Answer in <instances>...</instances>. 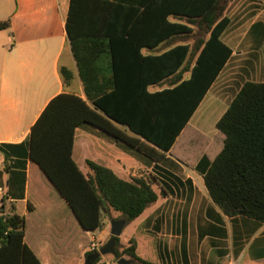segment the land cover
<instances>
[{
    "label": "trees",
    "instance_id": "1",
    "mask_svg": "<svg viewBox=\"0 0 264 264\" xmlns=\"http://www.w3.org/2000/svg\"><path fill=\"white\" fill-rule=\"evenodd\" d=\"M232 1L70 0L66 30L87 100L66 93L56 96L29 137V157L41 179L39 192L43 198L46 192L52 194L48 229L64 231L69 243L79 232L88 245L86 232L101 230L111 210L129 224L155 204L153 184H159L162 196L169 195L168 185L156 177L127 181L92 161H87L86 177L73 159L75 132L81 127L98 129L154 162L170 153L203 175L210 198L225 216L264 224V83L246 82L231 101L216 125L215 138L221 141L217 153H201L199 141L209 139L189 125L233 56L223 41ZM9 26V21L1 22L0 31ZM198 26L208 37L195 45L181 42L161 54H143L144 49L189 38ZM186 72L190 76L184 79ZM61 75L65 81L70 77L66 69ZM168 79L174 80L170 87L149 91ZM28 225L25 217L6 213L4 204L0 208V264H42L26 242ZM115 240L113 261L128 256L131 264H154L138 256L135 239L121 252L120 239Z\"/></svg>",
    "mask_w": 264,
    "mask_h": 264
},
{
    "label": "crops",
    "instance_id": "2",
    "mask_svg": "<svg viewBox=\"0 0 264 264\" xmlns=\"http://www.w3.org/2000/svg\"><path fill=\"white\" fill-rule=\"evenodd\" d=\"M237 4L243 12L251 8L247 0H239ZM69 10L70 0H0V23H10L8 29L0 31V208L4 204L6 213H16L26 218L29 224L26 242L42 264H84L90 251V245L86 244L84 235L80 237L79 232L77 238L70 239L69 243L62 235L64 231L47 228L52 225L53 219L52 194L46 192L43 198L39 192L40 174L29 157L31 129L53 98L66 93L87 100L66 30ZM263 14L264 2L261 7L245 12L238 20L246 22L252 19L251 25H258L254 35L258 45L264 42ZM228 16L232 23V17ZM179 39L166 42L153 51L144 49L143 54H161L181 43L177 42ZM229 62L189 125L211 94L209 99H214L216 105L225 99L229 76H223ZM261 63L264 64V59ZM61 69L69 71L67 81L61 75ZM189 76L190 73L187 76L184 74L183 78ZM173 82L168 79L160 85L149 87V91L162 90ZM226 110H223L215 125ZM129 135L137 137L132 133ZM165 155L162 161L154 162L142 153L117 144L98 129L81 127L75 132L73 159L86 177L90 173L87 161L103 165L127 181L132 178L145 179L141 171L147 165L158 168L162 174L151 178L156 177L168 185V196H162L159 184H153L159 186L158 191L152 185L158 196L157 202L138 219L126 224L119 239L128 228L127 242L135 239L139 252L143 243L137 232L145 231L141 238L145 241L144 245H149V238L152 237L148 233L157 226L162 236L158 247L163 249L164 254L166 250H172V240L162 233L169 230L180 232L182 237L184 235L179 242L176 239L172 242L174 250L181 249L183 264H230L232 261L235 264H264V224L243 216H225L210 198L203 175L196 168L179 162L170 153ZM113 213L120 218L112 216ZM117 219L122 220L121 214L111 210L103 219V228L86 232L85 236L91 243L97 242L102 247L111 237V222ZM219 248L222 249L220 254L216 253ZM138 256L144 259L140 253ZM101 261L105 263L113 259L102 258Z\"/></svg>",
    "mask_w": 264,
    "mask_h": 264
},
{
    "label": "rangeland",
    "instance_id": "3",
    "mask_svg": "<svg viewBox=\"0 0 264 264\" xmlns=\"http://www.w3.org/2000/svg\"><path fill=\"white\" fill-rule=\"evenodd\" d=\"M234 1V0H233ZM232 1V2H233ZM238 1L236 0L234 4L229 7L227 14L230 15L233 19V22L230 24L228 29L226 30L225 34L223 35V41L228 44L231 48L234 50V55L232 59L230 60L227 68L225 69V73L223 77H228L227 85L225 89V99L220 100L219 104H215V100H210L209 96L208 99L204 101L202 104L200 110L196 114L194 118V122L190 124V126L197 131L204 134L209 141H199L202 144L201 153H204L205 151L210 154L217 153L218 149L221 146V141L219 139L215 138V135L218 134V130L215 125V121L223 114L228 107L227 105L234 99V97L237 95L241 87L246 82H262L264 81V74H263V68L264 64L261 63V61L264 59V42L261 45H258L256 43L255 39V33L258 29V25L252 26L251 20L246 22H238L240 17L245 13L248 12L250 9L253 10L255 7H261V4L264 2V0H247V3L250 4L251 8H246L243 12L242 8H238ZM254 14V12H252ZM251 13V15H252ZM264 15V14H263ZM251 27V29H250ZM250 32V33H249ZM208 37V32L205 28H201L198 26L196 28V32L191 35L189 38L183 39L180 38L177 42H189L192 45H195L197 40H204ZM196 54L190 56L187 67L190 69L191 65L195 62ZM261 67V68H260ZM189 72L185 73L187 76ZM169 85V82L168 84ZM224 110V111H223ZM191 128V129H192ZM193 131V130H191ZM190 130L187 132L191 133ZM187 132L186 135L187 136ZM184 135L181 137L183 140ZM190 136V135H189ZM192 136V134H191ZM160 170L158 168H153L152 166L149 167L145 165V170L141 171L143 172L145 179H149L154 175H162L159 172ZM181 175V174H180ZM133 179V178H132ZM154 189L156 191L159 190L158 185H153ZM116 215V218H120L118 214H112V216ZM199 219H201V216H197ZM116 220V219H114ZM118 220V219H117ZM159 227L155 226L153 228V231H149V236L152 238H149L151 242L149 245H144V242L142 240V235H145V231H138L137 235L141 239L143 246L140 248V251L137 253L146 260H151L154 262V264H183L184 258L181 253V249H175L173 248L174 242L173 240L176 239L178 242L182 239H184V235L182 237V234L180 232L176 233L175 231H167L162 234H167V239H171V247L172 249L170 252L166 250V253L164 254L163 249L160 250L158 247L159 239H161L159 235ZM127 231L122 235L120 238V245L118 247V250L121 252L124 248L128 246L127 242ZM171 236V237H170ZM178 236V238H176ZM90 241V240H89ZM89 245H91V241L89 242ZM204 249H199V251H203ZM163 251V252H162ZM222 251L221 248L218 249L216 253L220 254ZM146 252V253H145ZM161 252L163 254H161ZM106 260L113 259V256H105L102 257ZM125 259H130L128 256H124ZM103 262L100 261V264ZM140 264V263H135Z\"/></svg>",
    "mask_w": 264,
    "mask_h": 264
},
{
    "label": "water",
    "instance_id": "4",
    "mask_svg": "<svg viewBox=\"0 0 264 264\" xmlns=\"http://www.w3.org/2000/svg\"><path fill=\"white\" fill-rule=\"evenodd\" d=\"M126 224L127 221L125 219L112 221L111 236L113 237V239L109 240L105 245H103L99 251L88 256L85 259L84 264H95L96 261H98L101 257H105V256L115 257L117 254L115 238H119L121 236L122 231L125 228ZM117 262L118 264H131V261L125 258H121Z\"/></svg>",
    "mask_w": 264,
    "mask_h": 264
},
{
    "label": "built area",
    "instance_id": "5",
    "mask_svg": "<svg viewBox=\"0 0 264 264\" xmlns=\"http://www.w3.org/2000/svg\"><path fill=\"white\" fill-rule=\"evenodd\" d=\"M100 248L101 247L97 244V242H92L89 249L91 252H97L100 250ZM102 264H118V262L117 261H110V262H105ZM230 264H235V263L232 261Z\"/></svg>",
    "mask_w": 264,
    "mask_h": 264
}]
</instances>
